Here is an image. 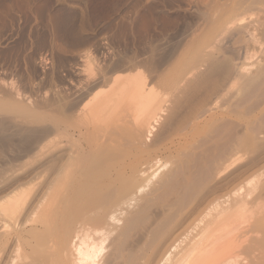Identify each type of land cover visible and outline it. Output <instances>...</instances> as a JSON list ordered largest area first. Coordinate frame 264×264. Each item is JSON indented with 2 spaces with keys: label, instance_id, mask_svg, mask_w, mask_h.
I'll return each mask as SVG.
<instances>
[{
  "label": "bare ground",
  "instance_id": "6f19581e",
  "mask_svg": "<svg viewBox=\"0 0 264 264\" xmlns=\"http://www.w3.org/2000/svg\"><path fill=\"white\" fill-rule=\"evenodd\" d=\"M224 5L204 4L212 27L195 62L222 75L215 96L175 125L162 100L176 88L134 76L22 136L16 193L0 202V250L16 243L9 264H264V48L248 62L264 40L248 16L264 18V0Z\"/></svg>",
  "mask_w": 264,
  "mask_h": 264
},
{
  "label": "rangeland",
  "instance_id": "374dc122",
  "mask_svg": "<svg viewBox=\"0 0 264 264\" xmlns=\"http://www.w3.org/2000/svg\"><path fill=\"white\" fill-rule=\"evenodd\" d=\"M228 1L0 0V104L3 106L0 121L4 123L0 124V202L3 203L8 194L16 193V148L24 145L28 129L29 136L33 130L32 133L40 134L54 130L50 120L74 117L75 105L98 88L110 89L114 78L145 76L148 84H158L154 85L156 88L174 86L176 89L166 95L167 100L166 97L162 100L165 107L170 102L177 104L172 105L176 108L172 126L200 102L213 99L214 88L222 75L216 73L215 78L214 74L209 75L207 64H199L198 69L195 62L205 39L203 29L206 32L205 27L209 25L207 20L202 21L205 20L204 4L207 5L206 13L226 8L229 5L224 4H229ZM209 4L215 8L209 9ZM256 13L251 14V18L248 16L249 23L259 16L260 22L254 21L253 25L262 32L263 14L256 16ZM245 21H248L247 17L241 24ZM261 22L263 27L258 25ZM211 27L210 24L209 30ZM252 46L250 57H253L248 62L262 55L260 50L264 48V40ZM197 71L199 76H193ZM226 97L233 99L234 95L225 96L224 107L228 108ZM15 102L18 106H29L30 113L3 105ZM26 113L29 114L26 116ZM259 153L263 155L264 149ZM247 160L248 155H245L242 162ZM6 227L4 230L7 229L9 234L16 233L13 223L8 222ZM10 240L5 244L7 250H0V264L10 263L8 258L12 251L9 250H14L15 246H12L16 244Z\"/></svg>",
  "mask_w": 264,
  "mask_h": 264
}]
</instances>
